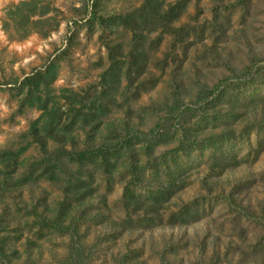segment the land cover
Masks as SVG:
<instances>
[{"label": "rangeland", "instance_id": "obj_1", "mask_svg": "<svg viewBox=\"0 0 264 264\" xmlns=\"http://www.w3.org/2000/svg\"><path fill=\"white\" fill-rule=\"evenodd\" d=\"M124 255L264 264V0H0V264Z\"/></svg>", "mask_w": 264, "mask_h": 264}, {"label": "trees", "instance_id": "obj_2", "mask_svg": "<svg viewBox=\"0 0 264 264\" xmlns=\"http://www.w3.org/2000/svg\"><path fill=\"white\" fill-rule=\"evenodd\" d=\"M249 70L250 69H248V71ZM159 134H161V132L157 131L156 133H154V130H153L150 134H143V135H141L142 136L141 139L144 140L146 143H149L151 140H153ZM97 151H93L91 153L96 155V154H98ZM99 152L101 154L103 152L102 149H100ZM79 161H80L81 166H85V162H87V161H91V163H93L92 160L90 158H88V155H86L85 153H83L80 156ZM138 177H140V175ZM173 180L174 179H169V180L166 181L167 182V185L166 186L158 187V188H156V189H154L152 191H149L147 193L148 198H149V199H147V201L150 202V203H154L156 205V204L160 203L161 200L162 201H168V200H170L172 194L174 193V189L173 188H174L175 185H174L173 182H175V180L174 181ZM189 204L190 205H187V207H185V209H187L188 215H191L192 214L194 216L195 211L192 210L191 208L195 206L196 202L189 203ZM185 209H184V207H182V209L180 211H178L177 213H174L172 215V217H171V222L172 223L173 222H176V223H184V210ZM58 220L59 219H57L56 221L44 220V225L48 227L51 224L52 227L59 229L60 232H66V233H69L70 230L73 229V231L70 232V233L73 236V238H76L77 237V232H75V226H69L68 228H65L64 226L61 225V223L58 222ZM144 220H150V219H148V218L145 217V218H142L139 221L142 223V221H144ZM130 221L131 222H134V220L131 219V217H130ZM75 241H76V243H79V240H75ZM119 264H128V257L126 255H124L123 257H121V259L119 261Z\"/></svg>", "mask_w": 264, "mask_h": 264}]
</instances>
